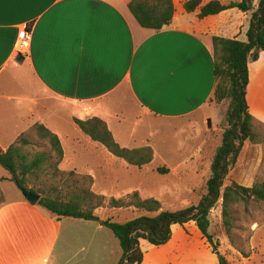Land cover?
<instances>
[{"label":"crops","instance_id":"crops-1","mask_svg":"<svg viewBox=\"0 0 264 264\" xmlns=\"http://www.w3.org/2000/svg\"><path fill=\"white\" fill-rule=\"evenodd\" d=\"M130 1L0 0V146L4 150L34 124H43L61 140L62 163H68L64 170L91 175L93 189L96 170L109 169L117 156L101 149L74 117L101 118L120 143L137 135L143 138L146 134L138 127L152 119L191 120L212 104L213 37L246 41L251 13L260 0H252L249 12L231 8L204 18L198 17L199 9L186 12L187 0H174L171 24L158 31L139 24ZM26 27L32 30V44L20 63L16 48ZM250 90L255 94L252 99ZM247 100L250 112L264 125V76L252 73L251 66ZM63 108L71 109L68 119L58 114ZM203 116L206 121L208 113ZM68 125L73 140L69 151L64 144V137H71ZM245 148L253 149L246 143L241 153ZM239 167L231 168L230 177ZM257 171L248 162L244 174ZM254 175L237 181L251 187ZM11 176L0 169V264L103 262L97 244L103 245L104 219L60 218L38 202L30 203ZM259 226L264 222H258L253 233ZM79 249L86 254L72 263L71 255ZM198 261L218 264L211 252L198 256Z\"/></svg>","mask_w":264,"mask_h":264},{"label":"trees","instance_id":"trees-1","mask_svg":"<svg viewBox=\"0 0 264 264\" xmlns=\"http://www.w3.org/2000/svg\"><path fill=\"white\" fill-rule=\"evenodd\" d=\"M129 9L139 24L144 28L161 30L170 25L174 14V0H131ZM186 12L199 9L198 17L215 15L222 11L238 8L243 12L252 10V0L232 1L224 4L212 0L206 4L203 0H187ZM264 51V0H260L251 13L247 30V40L239 38L213 37L215 90L212 100L217 103L228 101L227 111L222 123V141L211 164V174L207 180L206 193L199 204L191 205L177 211L164 209L155 197L143 198L138 190L126 198L97 194L92 189L93 177L69 171L72 185L68 188V197L53 195L45 191L33 180L53 172L55 176L66 173L59 168L64 159V150L59 136L47 126L36 123L31 129L20 134L4 150L0 146V165L12 175L11 180L39 194L40 205L58 217H73L84 220H99L95 210L107 203L111 208L134 207L144 214L125 222H116L110 218L102 224L109 228L118 238L122 255L117 264H142L145 251L142 241L151 246L167 244L172 238L174 225L185 226L194 222L208 243L218 252L220 264H230L226 256L219 252L220 240L210 232L212 210L221 202L225 235L234 244L232 238L233 207L239 202L246 205L251 200L264 201V181L251 187L237 181L227 184L226 179L231 168L238 162L246 141L260 143V127H264L250 112L247 89L249 84V61L258 60ZM75 124L93 140L103 144L112 154L124 159L129 165L145 167L154 159V149L150 145L129 148L116 141L107 123L98 117L80 119L74 117ZM160 173L169 169L160 167ZM244 254V251H242ZM247 256V254H245Z\"/></svg>","mask_w":264,"mask_h":264},{"label":"rangeland","instance_id":"rangeland-1","mask_svg":"<svg viewBox=\"0 0 264 264\" xmlns=\"http://www.w3.org/2000/svg\"><path fill=\"white\" fill-rule=\"evenodd\" d=\"M243 38L247 40L246 37ZM249 66H251L252 73H262L264 76V52L258 61L250 60ZM254 96V92L250 90L249 97L252 99ZM227 107L228 101L217 103L212 100L210 106H206L196 113L191 120L189 118L178 121L152 119L147 121L145 126H139L138 130L140 129L146 134L143 138H140L141 135H137V139L117 142L122 146L127 144L125 147L129 148L149 144L155 153L153 161L145 167L139 168L128 165L121 158L114 157L115 162L109 169L96 170L94 192L105 195L108 202L111 197L126 198L128 194L138 190L143 198L155 197L161 201L164 209L171 211L199 204L202 196L206 193L211 164L222 141V123ZM70 112L71 109L63 108L58 111V114L68 119ZM207 113L208 117L205 121L203 115ZM209 120H211V127ZM71 125L75 127V124ZM69 128L71 127L68 125V134L71 136ZM259 130L261 131V142L258 144L245 142L247 145H252L253 149L245 148L244 152L240 154L238 162L234 165L239 164L240 167L237 168L233 176L230 177L229 173L226 179L227 184L255 174H244L248 162L258 168L254 175L255 183L264 181V127H260ZM70 138L72 136L68 138L69 140L64 137V144L68 151L73 146V140ZM2 143L4 144L5 141L2 140ZM97 145L101 149L107 150L102 144L97 143ZM78 146L82 148V151H86L87 147L84 143H79ZM81 160L82 158H75V161L80 162ZM67 166L68 163L61 162L59 164L60 170L64 171L65 175L55 176L53 172H49L33 182L36 185H41L45 191L51 192L54 196L68 197V188H71L72 180L67 174L69 171L64 170ZM160 167L168 168L169 172L160 173L158 171ZM3 168L0 165V169L3 170ZM237 182L239 183V181ZM5 185L4 187L8 188ZM1 198L0 196V200H2ZM221 210L220 202L210 215V232L215 238H219L221 243L219 252L226 256L230 264H264V226L257 227L253 233L256 224L264 222V201L251 200L248 205L239 202L233 207L234 227L231 235L234 244L225 235ZM95 214L100 221L110 218L116 222H125L144 214V212L134 207L111 208L106 203L104 207L96 209ZM97 246L99 254H103L104 257L103 262L99 264L118 263L122 255V247L118 238L106 226L103 245L99 242ZM142 248L145 251V260L142 264H198L202 260L201 257L198 261V256L210 252L220 264L218 252L214 251L194 222L187 223L185 226L174 225L172 238L167 244L151 246L148 242L142 241ZM85 254L79 249L71 255V262H77Z\"/></svg>","mask_w":264,"mask_h":264},{"label":"built area","instance_id":"built-area-1","mask_svg":"<svg viewBox=\"0 0 264 264\" xmlns=\"http://www.w3.org/2000/svg\"><path fill=\"white\" fill-rule=\"evenodd\" d=\"M32 44V30L25 28L18 39L16 52L27 55L30 52Z\"/></svg>","mask_w":264,"mask_h":264},{"label":"water","instance_id":"water-1","mask_svg":"<svg viewBox=\"0 0 264 264\" xmlns=\"http://www.w3.org/2000/svg\"><path fill=\"white\" fill-rule=\"evenodd\" d=\"M16 60L20 63H22L25 60V55L19 53L16 57ZM210 123V127L212 126L211 124V120H209ZM17 186L20 188L22 194L24 195V197L32 204H36L39 199H40V195L33 193L32 191L26 189L25 187L21 186L18 182H16Z\"/></svg>","mask_w":264,"mask_h":264}]
</instances>
